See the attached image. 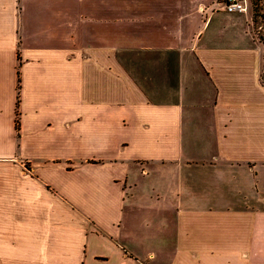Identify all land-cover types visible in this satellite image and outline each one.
I'll use <instances>...</instances> for the list:
<instances>
[{"label": "crops", "instance_id": "obj_1", "mask_svg": "<svg viewBox=\"0 0 264 264\" xmlns=\"http://www.w3.org/2000/svg\"><path fill=\"white\" fill-rule=\"evenodd\" d=\"M225 5L0 0V264H264V45Z\"/></svg>", "mask_w": 264, "mask_h": 264}, {"label": "rangeland", "instance_id": "obj_2", "mask_svg": "<svg viewBox=\"0 0 264 264\" xmlns=\"http://www.w3.org/2000/svg\"><path fill=\"white\" fill-rule=\"evenodd\" d=\"M228 4L230 0H221V2ZM245 3L246 7H249L251 15H252V22H253V3L256 0H241ZM261 8L262 11L260 14H262L260 17H257L255 19V24L253 23V26L256 28V34L258 37H264V0H261Z\"/></svg>", "mask_w": 264, "mask_h": 264}, {"label": "trees", "instance_id": "obj_3", "mask_svg": "<svg viewBox=\"0 0 264 264\" xmlns=\"http://www.w3.org/2000/svg\"><path fill=\"white\" fill-rule=\"evenodd\" d=\"M260 3H261V0H256L253 3V23L254 24H255V19L257 17H260L262 15V14H260L261 11H262L261 4ZM253 30H254V35L256 36V38L260 41V43H262L264 45V37H258V35L256 34V28H255V26H253ZM261 80H262V84L264 86V70H263V74L261 76ZM16 123H17V128H18V122H16Z\"/></svg>", "mask_w": 264, "mask_h": 264}, {"label": "built area", "instance_id": "obj_4", "mask_svg": "<svg viewBox=\"0 0 264 264\" xmlns=\"http://www.w3.org/2000/svg\"><path fill=\"white\" fill-rule=\"evenodd\" d=\"M224 8L228 13H242L246 11V5L241 0H230Z\"/></svg>", "mask_w": 264, "mask_h": 264}]
</instances>
